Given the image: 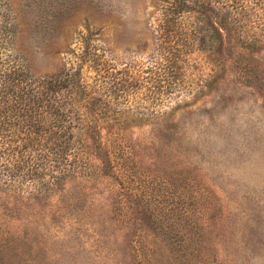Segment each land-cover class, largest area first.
I'll return each instance as SVG.
<instances>
[{"label":"rangeland","instance_id":"obj_1","mask_svg":"<svg viewBox=\"0 0 264 264\" xmlns=\"http://www.w3.org/2000/svg\"><path fill=\"white\" fill-rule=\"evenodd\" d=\"M206 1L0 0V74L76 72L88 95L77 184L0 180V264H264V0Z\"/></svg>","mask_w":264,"mask_h":264},{"label":"trees","instance_id":"obj_2","mask_svg":"<svg viewBox=\"0 0 264 264\" xmlns=\"http://www.w3.org/2000/svg\"><path fill=\"white\" fill-rule=\"evenodd\" d=\"M167 2L166 20H173L192 7L189 0ZM198 2L195 10L201 15L212 7L206 0ZM163 25L172 27L166 21ZM171 27H162L164 34ZM224 29L229 35V27ZM63 71L32 75L25 66L0 74V180L7 189L12 185L26 186L36 199L55 194L54 190L63 189L69 180L77 184L78 169L85 166L79 160L73 131L81 120H74L73 114L74 99H88V95L79 89L76 72ZM87 108L93 113L92 106ZM82 126L99 168H110L109 150L101 139L96 119L90 117ZM135 205L134 201L132 206Z\"/></svg>","mask_w":264,"mask_h":264}]
</instances>
